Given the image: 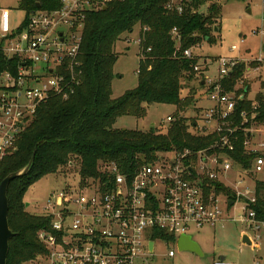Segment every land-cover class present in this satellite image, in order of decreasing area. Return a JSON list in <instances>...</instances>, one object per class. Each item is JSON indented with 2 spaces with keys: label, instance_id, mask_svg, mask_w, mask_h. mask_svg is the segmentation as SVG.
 <instances>
[{
  "label": "built area",
  "instance_id": "built-area-1",
  "mask_svg": "<svg viewBox=\"0 0 264 264\" xmlns=\"http://www.w3.org/2000/svg\"><path fill=\"white\" fill-rule=\"evenodd\" d=\"M110 1L60 0L55 10L32 12L17 33L11 29L9 10L0 8V49L7 59L18 61L15 73L0 74V162L14 148L23 124L42 101L50 95L67 99L74 92L81 79L79 54L85 12ZM183 1L169 0L165 8L181 13ZM175 32L174 28V36ZM184 55L191 57L190 49ZM240 61L245 60L219 56L217 75L203 77L213 106L205 111L204 126L196 123L195 129L217 134L211 146L162 152L130 176L114 164H102L99 169L106 175L104 181L90 180L82 188L69 185L53 192L43 209L50 217L49 226L37 233L45 252L26 263L137 264L141 258L155 254L156 243H173L188 235L191 227L226 222L221 207L226 202L219 199L225 194L216 190L232 168L227 151L233 150L239 127L231 119L242 95L223 91L221 83ZM251 61L264 65L261 56ZM239 116L241 124L248 121L243 111ZM172 120L166 117L168 123ZM251 128L244 129L248 135L243 143L245 151L261 155L246 169L238 165L244 174L253 175L264 168V141H252L257 129ZM243 184V180L236 182ZM89 192L91 195L85 194ZM242 198V212L233 220L250 231L247 236L257 248L259 241H264V221L257 220L249 207L255 202L254 192H235V201ZM233 204L227 198L226 208ZM156 231L173 239L167 240ZM167 256H174V252L169 250ZM212 264L234 263L218 258Z\"/></svg>",
  "mask_w": 264,
  "mask_h": 264
},
{
  "label": "trees",
  "instance_id": "trees-1",
  "mask_svg": "<svg viewBox=\"0 0 264 264\" xmlns=\"http://www.w3.org/2000/svg\"><path fill=\"white\" fill-rule=\"evenodd\" d=\"M205 1L184 0L181 13L165 8L169 0H111L104 7L85 12L79 54L80 82L67 99L50 95L42 101L23 124L14 148L0 162L1 182L9 173L24 167L33 156L29 172L13 179L8 186V222L14 235L9 241L6 264H25L45 252L37 233L48 228L50 217L28 212L24 195L42 177L70 166L73 158L78 160L77 186L82 188L90 180L106 179L99 169L102 164H114L121 173L130 176L162 152L201 149L216 141V133H198L194 131V119L178 114L193 102V90L184 98L180 92L184 86L189 87L197 74L195 67L200 66V58L186 57L184 51L204 40L214 43L213 32H218L221 5L207 0L206 10L201 11ZM59 7L60 0H18V8L27 15L24 25L32 12ZM136 25L140 50L138 83L134 89L113 98L111 81L118 58L115 45ZM17 64L16 58L7 59L0 49V74L15 73ZM246 69L245 63H237L221 83L223 91L242 95L231 119L239 128L233 150L227 151V155L245 169L261 154L245 151L243 143L248 135L244 129L264 125V96L258 92L253 100L248 99L249 86L243 81ZM152 103L177 107L165 131L114 127L120 116L141 118L144 106ZM241 111L248 118L243 124ZM220 190L235 201V193L229 188L218 184L216 191ZM254 197L255 202L249 207L257 220L264 221L263 180L256 181ZM156 234L173 239L160 231Z\"/></svg>",
  "mask_w": 264,
  "mask_h": 264
},
{
  "label": "rangeland",
  "instance_id": "rangeland-1",
  "mask_svg": "<svg viewBox=\"0 0 264 264\" xmlns=\"http://www.w3.org/2000/svg\"><path fill=\"white\" fill-rule=\"evenodd\" d=\"M206 1L200 7L201 11L206 10L208 4ZM215 1L221 5L218 32H213L215 42L207 43L204 40L190 49L192 56L200 58V66H198L197 74L189 87L184 86L180 92L181 98H184L190 95V90H193V102L183 111H179L178 114L190 120L194 119L195 123L201 127L204 126L205 111L213 106V101L210 99L208 86L200 84L199 81L204 80V75L211 78L217 75L218 56L247 60L240 62L250 67V70L247 68L243 74V81L249 86L248 98L253 99L258 92L264 95V86H262L264 82V65L251 61L258 56L264 57L263 0ZM0 8L9 10L11 29L15 33L23 29L27 15L25 11L18 8V0H0ZM138 32L139 26L136 25L131 33L124 34L122 39L115 45L118 58L113 67L111 81V96L113 98L121 96L124 92L137 86L140 51ZM233 46L235 49L231 50ZM256 66H260L257 71L254 70L257 68ZM144 108L141 118H136L133 115L120 116L116 119L114 127L144 131L155 128L163 132L169 124L166 117H173L177 113V107L170 104L152 103L145 105ZM251 129L254 131L256 129L263 130V132L255 131L252 141H264V125H252ZM194 131L201 132L200 129ZM203 133L207 134L209 131ZM261 153L264 154V149ZM230 163L232 168L227 173V180L224 184L232 193L243 194L246 190L253 193L256 181H264V168L261 172L250 175L244 174L243 169L237 163ZM78 171V160L73 158L70 166H63L56 173L46 175L31 185L24 195L27 211L33 214L45 215L43 209L53 192L61 191L69 185L74 188L78 185ZM238 180H243L244 184L242 186L236 185ZM85 194L91 195V192ZM227 198H229L227 194L219 196V199L226 202V204ZM244 200L242 198V200L234 201L229 209L226 208L225 203H222L221 207L225 210L222 216L226 219L223 224L203 225L200 228L191 227L187 231V234L197 244L198 251L180 250L177 239L173 243H156L155 254L141 258L137 264H212L214 260L221 256L235 264H252L254 261L264 264V241H259L258 249L253 248L252 244H244L242 235L243 233L247 235L250 231L246 230L245 226L239 221L233 220L241 214ZM169 250L174 252V256H167Z\"/></svg>",
  "mask_w": 264,
  "mask_h": 264
},
{
  "label": "water",
  "instance_id": "water-1",
  "mask_svg": "<svg viewBox=\"0 0 264 264\" xmlns=\"http://www.w3.org/2000/svg\"><path fill=\"white\" fill-rule=\"evenodd\" d=\"M36 7L39 8V4H36ZM204 84V81L201 82ZM154 128H151L153 131ZM33 161V156L30 161L22 168L17 171L9 173L1 182H0V264H6L7 255L9 251V241L13 237L14 233L11 231L8 222V186L9 183L18 177L26 175L31 167ZM232 204V202H230ZM27 205V204H26ZM178 246L180 250H194L198 251L197 244L192 240L190 235H182L178 238ZM242 242L244 244H251L248 236L244 234L242 236ZM149 249L152 250L153 242L150 241ZM223 259V256L220 257Z\"/></svg>",
  "mask_w": 264,
  "mask_h": 264
},
{
  "label": "crops",
  "instance_id": "crops-1",
  "mask_svg": "<svg viewBox=\"0 0 264 264\" xmlns=\"http://www.w3.org/2000/svg\"><path fill=\"white\" fill-rule=\"evenodd\" d=\"M263 49H264V46H263ZM231 50H232V47H231ZM190 51H191V50H190ZM218 57H219V56H218ZM218 57H217V58H218ZM261 57H262V56H261ZM245 61H246V60H245ZM256 67H257V68H255L254 70L257 71L258 68H259L260 66H256ZM248 70H250V69L248 68ZM251 71H252V70H251ZM202 81H204V80H202ZM261 82H263V81H261ZM204 84H205V82H204ZM204 84H202V85H204ZM205 85H206V84H205ZM262 86H264V82H263V85H262ZM255 95H256V94H255ZM263 96H264V95H263ZM248 99H249V98H248ZM253 99H254V98H253ZM253 99H251V100H253ZM260 128H261V127H260ZM262 129H263V128H262ZM262 129H257V130H258V132H260V131L263 132ZM226 180H227V178L223 181V185H224L225 187H227V186L224 184V182H226ZM243 235H244V233H243ZM243 235H242V236H243ZM253 248L258 249L259 247H257V248H256V247H253ZM223 258H224V257H223ZM234 264H235V263H234Z\"/></svg>",
  "mask_w": 264,
  "mask_h": 264
}]
</instances>
